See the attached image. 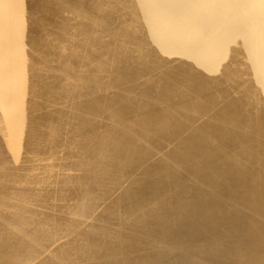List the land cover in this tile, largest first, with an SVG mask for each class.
<instances>
[{
  "label": "bare ground",
  "instance_id": "1",
  "mask_svg": "<svg viewBox=\"0 0 264 264\" xmlns=\"http://www.w3.org/2000/svg\"><path fill=\"white\" fill-rule=\"evenodd\" d=\"M57 1L0 0V264H264V0Z\"/></svg>",
  "mask_w": 264,
  "mask_h": 264
},
{
  "label": "rangeland",
  "instance_id": "2",
  "mask_svg": "<svg viewBox=\"0 0 264 264\" xmlns=\"http://www.w3.org/2000/svg\"><path fill=\"white\" fill-rule=\"evenodd\" d=\"M55 1V2H54ZM48 4V8L51 6L52 7V5H53V7H54V3L56 4L55 6H60V5H58L57 3H58V1L57 0H53V1H51V0H43V2H42V7H45V8H47V5H46V3ZM50 4H49V3ZM54 2V3H53ZM45 3V4H44ZM52 3V4H51ZM50 5V6H49ZM51 8V9H53V12L56 10V8L57 7H54V8ZM59 9H61V7H59ZM57 10H58V8H57ZM60 11V12H59ZM59 11H56L55 12V18H57L58 16H59V14H61V10H59ZM59 13V14H58ZM69 13V12H68ZM58 14V15H57ZM67 18V19H66ZM65 19L67 20V21H69L71 24H73V23H75L77 20H78V16H76V15H70L69 17H65ZM57 30H55V28H53V27H51V28H48V33L46 32V33H44L43 34V36H42V38L43 39H46V38H49L48 36L49 35H52V36H57V37H61L62 35H63V33H61V32H58V33H55ZM54 33V34H53ZM60 39V38H59ZM46 44H48V43H46ZM68 47V46H67ZM66 47V48H67ZM69 49H70V45H69ZM72 49V48H71ZM67 50H68V48H67ZM69 51V50H68ZM72 51V50H71ZM68 53H70V52H68ZM67 53V54H68ZM80 61V60H79ZM25 97V96H24Z\"/></svg>",
  "mask_w": 264,
  "mask_h": 264
}]
</instances>
